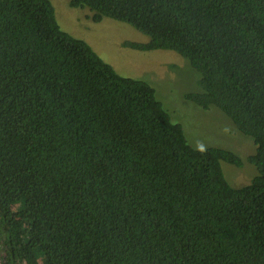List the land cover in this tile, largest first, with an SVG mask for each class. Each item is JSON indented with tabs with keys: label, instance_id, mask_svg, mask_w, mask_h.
Returning a JSON list of instances; mask_svg holds the SVG:
<instances>
[{
	"label": "trees",
	"instance_id": "1",
	"mask_svg": "<svg viewBox=\"0 0 264 264\" xmlns=\"http://www.w3.org/2000/svg\"><path fill=\"white\" fill-rule=\"evenodd\" d=\"M199 74L185 99L253 141L192 148L143 80L63 31L49 0H0L1 264H264V0H70Z\"/></svg>",
	"mask_w": 264,
	"mask_h": 264
},
{
	"label": "rangeland",
	"instance_id": "2",
	"mask_svg": "<svg viewBox=\"0 0 264 264\" xmlns=\"http://www.w3.org/2000/svg\"><path fill=\"white\" fill-rule=\"evenodd\" d=\"M49 1L63 31L85 41L120 76L143 80L154 88L156 98L172 121L182 126L192 148H221L242 160L241 167L221 164L231 187L240 188L251 182L257 175L255 167L246 161L255 150L252 139L239 133L232 121L217 108L204 110L185 99L187 94L200 93L199 74L185 59L167 50L140 52L128 49L124 43H145L148 38L125 23L107 18L95 23L90 19V11L72 8L70 0Z\"/></svg>",
	"mask_w": 264,
	"mask_h": 264
}]
</instances>
